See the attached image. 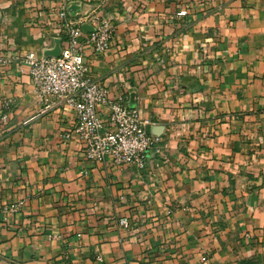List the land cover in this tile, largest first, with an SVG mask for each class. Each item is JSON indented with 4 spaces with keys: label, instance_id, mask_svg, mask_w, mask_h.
<instances>
[{
    "label": "crops",
    "instance_id": "crops-1",
    "mask_svg": "<svg viewBox=\"0 0 264 264\" xmlns=\"http://www.w3.org/2000/svg\"><path fill=\"white\" fill-rule=\"evenodd\" d=\"M75 4L114 27L85 54L159 138L145 168L87 159L68 107L38 115L22 57ZM0 264H264V0H0Z\"/></svg>",
    "mask_w": 264,
    "mask_h": 264
},
{
    "label": "built area",
    "instance_id": "built-area-1",
    "mask_svg": "<svg viewBox=\"0 0 264 264\" xmlns=\"http://www.w3.org/2000/svg\"><path fill=\"white\" fill-rule=\"evenodd\" d=\"M78 12L72 7L60 12L65 22L60 30L63 36L56 39L59 56L32 51L22 57L40 104L38 115L46 116L57 106L68 107L76 114L74 129L87 159H109L117 166L145 168L147 152L159 138L147 131V122L138 109L130 107L122 97H110L108 88L94 76L85 54L87 49L96 56L107 53L114 27L108 21L97 20L92 31L87 32L76 21ZM181 15H187V11ZM120 223L129 226L126 219Z\"/></svg>",
    "mask_w": 264,
    "mask_h": 264
},
{
    "label": "water",
    "instance_id": "water-1",
    "mask_svg": "<svg viewBox=\"0 0 264 264\" xmlns=\"http://www.w3.org/2000/svg\"><path fill=\"white\" fill-rule=\"evenodd\" d=\"M72 10L73 11L79 10V7L76 6V5H74V6H72ZM83 29L84 30H89V32L92 31V28L91 27L89 28L88 26H83ZM59 54H60V47H59V45H57V47L55 49L50 50L47 53V55H49V56H56V57L59 56Z\"/></svg>",
    "mask_w": 264,
    "mask_h": 264
}]
</instances>
